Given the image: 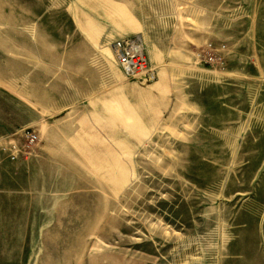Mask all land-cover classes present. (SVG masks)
<instances>
[{"label": "rangeland", "instance_id": "374dc122", "mask_svg": "<svg viewBox=\"0 0 264 264\" xmlns=\"http://www.w3.org/2000/svg\"><path fill=\"white\" fill-rule=\"evenodd\" d=\"M257 1L0 12L35 39L0 49V134L31 126L41 137L26 159L0 152V264H264V82H233L255 68L195 56L246 39ZM131 33L153 81L116 60L110 43Z\"/></svg>", "mask_w": 264, "mask_h": 264}, {"label": "built area", "instance_id": "2783aa9c", "mask_svg": "<svg viewBox=\"0 0 264 264\" xmlns=\"http://www.w3.org/2000/svg\"><path fill=\"white\" fill-rule=\"evenodd\" d=\"M117 62L128 78L141 77L153 81L157 77L156 67L151 63L143 38L139 34L125 35L110 43ZM228 45L225 42H206L196 51L199 63L213 68L228 66ZM39 132L31 126H24L0 136V152L10 161L26 159L33 155L40 143Z\"/></svg>", "mask_w": 264, "mask_h": 264}, {"label": "crops", "instance_id": "0c3cea01", "mask_svg": "<svg viewBox=\"0 0 264 264\" xmlns=\"http://www.w3.org/2000/svg\"><path fill=\"white\" fill-rule=\"evenodd\" d=\"M30 1L40 2L43 0H11V1L9 0V3H5L3 2V0H0V12L1 14H7L10 17H15V13L17 12L14 10V8L18 6L22 10L23 6L21 5V3L23 2L26 3ZM257 2L259 3L257 5L258 7L257 8L255 7L254 14L253 16L250 17L247 23L249 27H248L247 36L246 37L244 36L246 39H241V41L238 42L237 45L236 43L235 44L232 43V45L227 44L229 50L227 51V57L230 62V65L232 60V65L234 62L236 63L239 62L238 65L250 66V67L252 66L255 68L256 74H249L248 72L244 71V69L242 68L240 71L234 72L232 74V77L234 78L232 79L233 82L236 81L264 82V0H258ZM199 8L202 9L203 8L202 5H200ZM6 9L8 10V12L4 13ZM25 11L26 10H22V12L24 13ZM24 13H22V16L26 17L27 14ZM25 35H27V38L23 37ZM88 39L90 40L89 36ZM20 40H27L29 42L35 41V39H33L32 37L31 32L28 29L22 27H16L14 25H12L11 27V25H6L2 21H0V49H3L4 44L7 42L9 45L11 44L14 51H16V49H19L20 46L19 43H23L20 42ZM242 44L246 45V48L241 47L240 45ZM257 94L261 95V90L257 92ZM20 96L33 97V95L29 93H25ZM248 113L250 114V112ZM250 122L251 120L249 121V123ZM253 124L254 125L252 124L249 125V128H251L252 126L253 127L257 126L255 123ZM258 126L264 129V121L262 122V124L259 123ZM2 135L4 134H0V136ZM261 145H264V142H262ZM40 148L41 146L39 145L37 151Z\"/></svg>", "mask_w": 264, "mask_h": 264}]
</instances>
